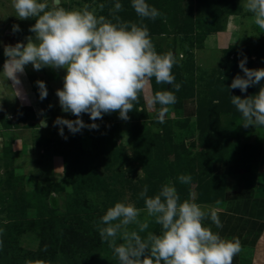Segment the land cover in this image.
<instances>
[{
	"label": "rangeland",
	"instance_id": "374dc122",
	"mask_svg": "<svg viewBox=\"0 0 264 264\" xmlns=\"http://www.w3.org/2000/svg\"><path fill=\"white\" fill-rule=\"evenodd\" d=\"M114 2L62 0V6L87 9L113 24L146 25L157 53L182 52L183 60L172 69L175 82L181 85L178 92L171 89L176 103L168 106L164 122H158L160 106L149 107L146 98L170 86L152 78L128 120L120 119L118 111L104 114L95 121L98 129L72 134L65 126V139L54 121L57 117L75 120L76 116L64 113L56 96L63 86L64 69L36 71L27 65L20 77L24 100L14 97L10 80H0V264H119L97 230L109 207L123 201L143 209L144 200L138 196L143 186L153 196L165 183L176 187L181 202L198 204L202 196L198 179L207 168L208 150L223 143L252 149L262 144L257 138L259 128L256 135L233 131L243 128V120L230 96L254 95L264 84L262 79L255 85L258 91L251 86L244 93L229 88L237 74L243 75L238 62L244 56L249 69L264 68V30L244 13L241 0H147L160 12L155 20L140 18L130 0H120L122 9L116 12ZM34 23V19L15 17L11 0H0V70L6 59L3 46L26 43ZM14 24L19 25V32L13 33ZM201 48L211 56L203 67L195 59L204 52ZM38 80L45 82L48 92L43 100ZM195 94L196 115L185 116L182 100ZM219 114L231 118L223 124L230 128L223 138L212 136L217 124L209 123ZM81 119L85 124L93 122L88 114H81ZM180 175H190L192 181L183 184ZM188 194L187 198L195 200L185 199ZM139 220L146 221L148 228L139 232L132 224L130 231L142 238L159 234L160 225L146 211ZM119 243L123 241L118 234Z\"/></svg>",
	"mask_w": 264,
	"mask_h": 264
},
{
	"label": "clouds",
	"instance_id": "9594fccd",
	"mask_svg": "<svg viewBox=\"0 0 264 264\" xmlns=\"http://www.w3.org/2000/svg\"><path fill=\"white\" fill-rule=\"evenodd\" d=\"M241 2L252 13L255 25L264 30V0ZM130 3L142 19L155 20L160 15L147 0H130ZM11 6L15 17L34 19L35 23L29 27L33 35L25 38L26 43L18 41L3 46L6 59L0 80L4 83L10 80L14 97L24 100L20 77L27 65L31 64L36 71L45 67L64 69L63 86L56 90V96L61 110L75 115L76 119L57 117L54 126L61 137L67 138L65 126L72 134L84 128L98 129L95 121L104 114L118 111L120 119L128 120V113L133 111L134 103L152 78L157 84L170 86L146 98L149 107L160 106L157 120L164 122L168 106L177 100L171 89L178 92L181 88L172 69L183 60L182 52L159 54L146 25L113 24L87 9L67 10L62 0H11ZM121 9L120 0H115L114 10ZM12 31L19 32V25L14 24ZM246 63V56L239 60L243 75L237 74L229 85L241 93L264 79V68L249 69ZM36 84L39 98L45 99L48 95L45 82L38 80ZM230 102L242 115L244 127H264V86L245 98L231 95ZM81 114H88L93 122L85 124ZM178 180L188 184L192 177L180 175ZM148 190L144 185L138 194L144 200L143 209L132 203L116 202L98 222L99 235L112 248L119 264H232L233 257L241 250L239 240L222 238L203 224L210 219L217 228L223 227L214 208L181 202L172 184L161 185L153 196L148 195ZM142 211L160 225L159 234L149 233L142 238L137 231L129 230L132 224L138 226L139 232L148 228L146 221L139 220ZM118 234L123 243L117 244Z\"/></svg>",
	"mask_w": 264,
	"mask_h": 264
},
{
	"label": "crops",
	"instance_id": "0c3cea01",
	"mask_svg": "<svg viewBox=\"0 0 264 264\" xmlns=\"http://www.w3.org/2000/svg\"><path fill=\"white\" fill-rule=\"evenodd\" d=\"M248 15L252 20L250 12ZM200 51H204L201 52L204 54L198 53L195 59L203 67L209 64L211 56L204 48ZM195 96L183 98L181 112L185 116L196 115ZM223 124L221 122L212 129V136L218 134L223 138L228 135L230 128ZM262 130L264 132V127ZM245 132L247 130L243 128L238 131L239 135ZM250 133L255 134V131ZM261 143L258 149L239 144L208 150L207 168L198 179L202 194L198 204L214 208L223 225L217 228L210 219H206L204 226L210 227L222 238L239 240L241 250L233 257L232 264H264V134ZM239 153L245 157L239 158ZM189 195H185V199L195 200L193 197L187 198Z\"/></svg>",
	"mask_w": 264,
	"mask_h": 264
},
{
	"label": "trees",
	"instance_id": "16d2710c",
	"mask_svg": "<svg viewBox=\"0 0 264 264\" xmlns=\"http://www.w3.org/2000/svg\"><path fill=\"white\" fill-rule=\"evenodd\" d=\"M263 86H264V84H263ZM259 87H261V86H259ZM255 88H256V90L258 91V89H257L258 86H255ZM219 115H220V116H217V118H215V120H213V119L210 120L209 123H212V124H213V123H215V124H221V122H222V123H223V122H226V121L229 122L230 119H231V118L228 117V114L223 115V116H222L221 114H219ZM222 118H223V121H220ZM228 118H229V119H228ZM242 120H243V119H242ZM240 121H241V120H240ZM242 122H244V121H242ZM214 126H215V125H212V127H214ZM242 126H243V125H242ZM257 128H259L260 130L263 129V127H253V126L244 127V126H243V129H245V130H247V131H249V132H254V131L257 132V131H256ZM235 129L240 131V129H242V128H241V126H238L237 128L235 127ZM260 132H261V133L257 132V135H258L257 138H261L262 135L264 134L263 130L260 131ZM260 136H261V137H260ZM225 145H226V144L223 143V148L225 147ZM237 146H239V145H237ZM226 147H227V146H226ZM231 147H232V146H231Z\"/></svg>",
	"mask_w": 264,
	"mask_h": 264
}]
</instances>
